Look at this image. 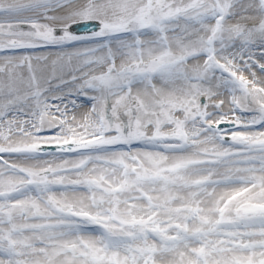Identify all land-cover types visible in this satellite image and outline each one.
Listing matches in <instances>:
<instances>
[{
  "label": "snow or ice",
  "instance_id": "1",
  "mask_svg": "<svg viewBox=\"0 0 264 264\" xmlns=\"http://www.w3.org/2000/svg\"><path fill=\"white\" fill-rule=\"evenodd\" d=\"M0 53V264H264V0H0Z\"/></svg>",
  "mask_w": 264,
  "mask_h": 264
},
{
  "label": "water",
  "instance_id": "2",
  "mask_svg": "<svg viewBox=\"0 0 264 264\" xmlns=\"http://www.w3.org/2000/svg\"><path fill=\"white\" fill-rule=\"evenodd\" d=\"M91 28V25L88 26ZM78 34H85L88 31V28H85L83 25H80L78 27H75L74 29Z\"/></svg>",
  "mask_w": 264,
  "mask_h": 264
},
{
  "label": "bare ground",
  "instance_id": "3",
  "mask_svg": "<svg viewBox=\"0 0 264 264\" xmlns=\"http://www.w3.org/2000/svg\"><path fill=\"white\" fill-rule=\"evenodd\" d=\"M45 51H47V50H45ZM0 55H2V53H0ZM78 103H85V107L90 106V105H88V104L86 103V100H85L84 98H82L81 101H78Z\"/></svg>",
  "mask_w": 264,
  "mask_h": 264
},
{
  "label": "rangeland",
  "instance_id": "4",
  "mask_svg": "<svg viewBox=\"0 0 264 264\" xmlns=\"http://www.w3.org/2000/svg\"><path fill=\"white\" fill-rule=\"evenodd\" d=\"M47 134V133H46Z\"/></svg>",
  "mask_w": 264,
  "mask_h": 264
}]
</instances>
